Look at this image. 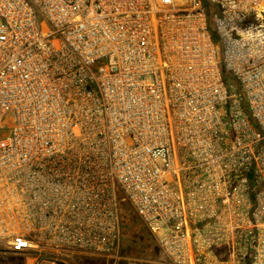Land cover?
<instances>
[{"label": "built area", "instance_id": "built-area-1", "mask_svg": "<svg viewBox=\"0 0 264 264\" xmlns=\"http://www.w3.org/2000/svg\"><path fill=\"white\" fill-rule=\"evenodd\" d=\"M0 242L264 264V0H0Z\"/></svg>", "mask_w": 264, "mask_h": 264}, {"label": "rangeland", "instance_id": "rangeland-1", "mask_svg": "<svg viewBox=\"0 0 264 264\" xmlns=\"http://www.w3.org/2000/svg\"><path fill=\"white\" fill-rule=\"evenodd\" d=\"M41 21H39V24ZM225 76L231 78L229 73ZM13 113L6 116L5 132L10 131ZM123 231L121 236V253L124 256H135L160 260L163 255L156 237L132 210L126 211L123 217ZM0 264H104L102 258L94 256H74L67 259L55 260L50 256L35 257L33 254L15 252L9 249L6 243L0 242Z\"/></svg>", "mask_w": 264, "mask_h": 264}]
</instances>
